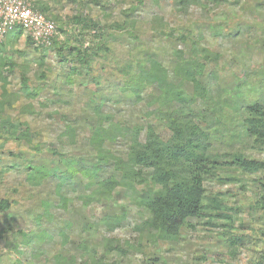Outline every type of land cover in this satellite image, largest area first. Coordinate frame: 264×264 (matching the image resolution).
<instances>
[{"label":"rangeland","instance_id":"1","mask_svg":"<svg viewBox=\"0 0 264 264\" xmlns=\"http://www.w3.org/2000/svg\"><path fill=\"white\" fill-rule=\"evenodd\" d=\"M27 1L58 35L48 47L22 31L0 37V205L9 206L0 209V264H264V172L230 163L233 154L264 163V141L245 121L252 105L264 108V0ZM191 41L214 59L198 60ZM179 50L203 64L198 79L210 95L192 108L219 158L201 216L168 241L140 205L158 189L150 169L135 191L85 198L99 180L120 177L115 160H127L130 130L141 129L140 142L148 125L170 138L155 117L157 85L139 100L131 90L147 55L179 83Z\"/></svg>","mask_w":264,"mask_h":264},{"label":"trees","instance_id":"2","mask_svg":"<svg viewBox=\"0 0 264 264\" xmlns=\"http://www.w3.org/2000/svg\"><path fill=\"white\" fill-rule=\"evenodd\" d=\"M185 1L182 0V3ZM56 30L58 31L57 27ZM13 31L22 30L15 28L10 32ZM191 43L193 55L199 53L198 60L214 59L212 57H215V54L209 49L199 47L194 41ZM175 56L178 62L172 73L179 83L171 82L167 69L161 62L147 55L145 64L148 68L138 67L139 85L131 90L136 100H139L140 93L146 85H157L160 94L155 100V103H158L155 117L158 121L164 122L171 133L170 138L167 141L162 140L153 127L148 125L145 141L140 142L138 134L141 129L136 127L130 130L133 138L130 140L127 160L121 158L115 160V170L120 172V177L110 176L99 180L94 184L91 194L85 198V202L108 200L117 187L135 191L136 185L147 182L143 169H150L151 183L158 189L148 198L139 201L140 205L150 212L148 225L156 230L162 240L168 241L175 239L181 228L188 226V219L201 216L206 198L204 182L217 176L219 158L218 155L209 152L208 135L196 122L197 115L192 108L197 100H207L210 95L208 89L198 79L203 64L197 60H186L181 50L176 51ZM184 82L190 84V93L182 88ZM171 103L175 105L173 109L165 108ZM245 121L249 132L256 139L264 141L263 106L252 105ZM230 159L231 165L243 172H264L263 162L246 160L240 154H233ZM42 169L31 167L30 171L40 173L42 179L52 174L47 171L41 173ZM75 172L70 168L68 176H73ZM27 181H33L31 174L27 176ZM8 207L6 203L0 205V209L3 210ZM261 210L264 211V197ZM221 218L230 220L229 217ZM80 247L83 252L90 253L86 245Z\"/></svg>","mask_w":264,"mask_h":264},{"label":"built area","instance_id":"3","mask_svg":"<svg viewBox=\"0 0 264 264\" xmlns=\"http://www.w3.org/2000/svg\"><path fill=\"white\" fill-rule=\"evenodd\" d=\"M20 28L37 45L51 46L58 35L53 21L35 10L27 0H0V37Z\"/></svg>","mask_w":264,"mask_h":264}]
</instances>
